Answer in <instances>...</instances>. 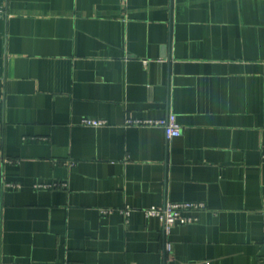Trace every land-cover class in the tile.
<instances>
[{
	"label": "crops",
	"instance_id": "1",
	"mask_svg": "<svg viewBox=\"0 0 264 264\" xmlns=\"http://www.w3.org/2000/svg\"><path fill=\"white\" fill-rule=\"evenodd\" d=\"M0 7V264H264V0ZM182 202L166 256L141 211Z\"/></svg>",
	"mask_w": 264,
	"mask_h": 264
},
{
	"label": "built area",
	"instance_id": "2",
	"mask_svg": "<svg viewBox=\"0 0 264 264\" xmlns=\"http://www.w3.org/2000/svg\"><path fill=\"white\" fill-rule=\"evenodd\" d=\"M5 15V11L0 7V16ZM7 15V14H6ZM81 125L90 128L107 127L108 121L85 118ZM125 128H162L168 141L181 136L182 127L179 124L176 115H169L164 119H135L128 117L124 123ZM264 159V157H263ZM11 186V185H10ZM67 183L38 184L37 189H67ZM208 210L204 202H182L166 203L163 206H153L141 212L147 218H153L160 221L163 225L164 237L166 239L165 254H173V243L169 240L172 230L176 226L194 225L199 222V214ZM123 216L129 221L132 209L126 207L120 210ZM113 212L111 209H102L101 214L107 215Z\"/></svg>",
	"mask_w": 264,
	"mask_h": 264
}]
</instances>
